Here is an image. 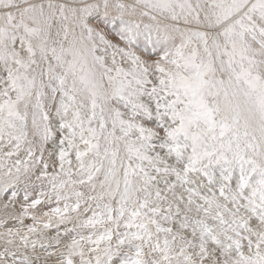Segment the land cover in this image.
Wrapping results in <instances>:
<instances>
[{
	"label": "snow or ice",
	"instance_id": "6c2138e0",
	"mask_svg": "<svg viewBox=\"0 0 264 264\" xmlns=\"http://www.w3.org/2000/svg\"><path fill=\"white\" fill-rule=\"evenodd\" d=\"M0 264H264V0H0Z\"/></svg>",
	"mask_w": 264,
	"mask_h": 264
}]
</instances>
